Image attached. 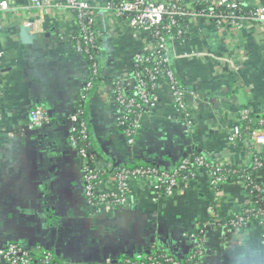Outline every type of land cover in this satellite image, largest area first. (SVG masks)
Segmentation results:
<instances>
[{
	"label": "crops",
	"instance_id": "0c3cea01",
	"mask_svg": "<svg viewBox=\"0 0 264 264\" xmlns=\"http://www.w3.org/2000/svg\"><path fill=\"white\" fill-rule=\"evenodd\" d=\"M8 1L17 6L26 0ZM100 17L103 79L84 102L97 164L110 168L115 162L155 161L171 166L190 148L189 153L197 151L214 162L251 165L256 149L248 138L231 142L229 132L243 109L258 117L264 105V38L254 24L232 30H220L211 21L190 25L186 41L173 46V66L181 83L200 97L187 98L193 131L164 91L130 146L116 128L117 107L109 91L114 81L129 76L146 37L107 13ZM10 24L1 30L0 42V250L18 242L36 255L50 253L57 264H122L123 257L145 254L154 246L183 258L198 244L191 234L200 221L213 213L226 219L251 204L238 173L229 176L216 198L207 173L197 169L172 196L159 194L150 179H138L125 204L93 211L85 197L83 158L68 136V115L83 99L88 78L86 62L71 41L77 21L60 10L44 14L31 42H24ZM177 52L196 54L178 57ZM38 106L52 122L28 128L29 111ZM10 130L20 136L9 137ZM258 155L264 161V149ZM254 175L264 183V165ZM205 234L201 264H264L263 224L239 229L220 223ZM0 264H7L2 255Z\"/></svg>",
	"mask_w": 264,
	"mask_h": 264
},
{
	"label": "built area",
	"instance_id": "2783aa9c",
	"mask_svg": "<svg viewBox=\"0 0 264 264\" xmlns=\"http://www.w3.org/2000/svg\"><path fill=\"white\" fill-rule=\"evenodd\" d=\"M57 10L73 15L77 21V30L71 41L74 51L84 59L88 69L82 98L93 89L94 81L99 75V64L93 51L99 49L98 23L102 18L101 14L111 15L114 20L124 22L130 29L146 37L144 45L135 53L129 76L122 81H114L113 88L109 91L110 99L117 107L116 128L124 134L130 146L135 145L146 117L159 104L164 91H168L188 129L193 131L192 110L187 98L189 95L194 99L200 97L197 91H189L181 83L173 66V46L186 41L190 25L211 21L220 30H232L254 24L255 30L260 31L264 38V3L254 0H193L192 4H188L187 0H26L17 6H12L8 0H0V42L1 30L9 27L10 23L11 28L16 31L19 29L22 36L38 35L43 15L54 14ZM195 54L177 52L178 57L190 58ZM2 69L3 52L0 50V121L4 113L1 101ZM82 114V109L74 107L68 115V136L83 158L85 197L93 211H99L107 204H125L133 180L138 179L148 178L153 181L159 194L172 196L185 181L196 176L197 169L207 173L214 197L218 198L221 186L228 181L229 176L237 173L245 181L252 197L249 206L226 219L213 213L207 221H200L191 234L196 241L200 234L204 235V239L197 244L202 243V248L198 249V261L194 260L195 253L181 258L160 246H154L145 254L123 257L122 264H201L207 249L205 232L208 227L220 223L239 229L255 223L264 225V183L254 175V170L264 165L263 159L258 155L264 149V105L258 117L251 114L248 108L243 109L238 123L229 132L231 142L239 143L248 138L251 147L256 149L249 167H233L220 162L212 165L205 157L197 156L194 159L175 161L173 172L154 165L110 169L97 164L95 155L89 151L91 143L88 125ZM51 122V115L45 108L38 106L29 111L28 128H43ZM8 135L16 138L20 136V132L10 130ZM0 255L5 257L7 264H57L50 253L36 255L34 250L18 242L9 243L5 249L0 250Z\"/></svg>",
	"mask_w": 264,
	"mask_h": 264
},
{
	"label": "trees",
	"instance_id": "16d2710c",
	"mask_svg": "<svg viewBox=\"0 0 264 264\" xmlns=\"http://www.w3.org/2000/svg\"><path fill=\"white\" fill-rule=\"evenodd\" d=\"M100 53H99V49H95L94 51H93V55H94V57H95V60L98 62V64H99V75H98V77H96V79H95V81H94V86H93V88H96V87H98V85L100 84V82L102 81V79H103V76H102V74H101V59H100V55H99ZM86 58H88L89 60H91L90 58H89V56H86ZM92 90V89H91ZM90 90V91H91ZM89 94H90V92L88 91V92H86V95H85V97L83 98V99H81V101H79L76 105H75V107H78V108H80V109H82L83 110V114H82V118L86 121V123H87V125H88V117H87V113H86V111H85V104H84V102H85V100L87 99V97L89 96ZM255 123V122H254ZM254 123H252V126L253 127H255V125H254ZM88 132H89V140H90V143H91V147H90V149H89V151L90 152H94V141H93V137H92V131H91V129H90V127H89V125H88ZM94 154V153H93ZM197 156H203V157H205L202 153H199V152H197V151H191L190 153L188 152V154L187 155H184V156H182L180 159H178V162L179 161H181L182 159H184V158H190V159H194L195 157H197ZM205 159L207 160V161H209L212 165H214V161H212V160H210L209 158H206L205 157ZM150 165H154L155 167H157V168H162L163 170H166V171H169V172H173L174 171V165H163V164H159V163H152V162H150V161H144V162H141V163H139V162H136V161H130V162H126V163H117V162H115V163H112V166L110 167V169H112V168H125V167H127V168H135V167H148V166H150ZM187 172V170L185 171V173ZM250 205V204H249ZM249 205H245V207H247V206H249ZM205 221H207V219H205V220H202V222H205ZM204 239V235H202V234H200V236H199V239H198V241H202ZM197 241V242H198ZM202 248V243H200L198 246H196V248H194L192 251H191V253H195L196 254V257L194 258V260H196V261H198V259H199V256H198V249H201Z\"/></svg>",
	"mask_w": 264,
	"mask_h": 264
},
{
	"label": "water",
	"instance_id": "95a60500",
	"mask_svg": "<svg viewBox=\"0 0 264 264\" xmlns=\"http://www.w3.org/2000/svg\"><path fill=\"white\" fill-rule=\"evenodd\" d=\"M23 38V41L24 42H31L33 39H35L36 37H37V35H23L22 36ZM191 149L190 148H188V152L190 151ZM198 151H201L200 149H197Z\"/></svg>",
	"mask_w": 264,
	"mask_h": 264
}]
</instances>
